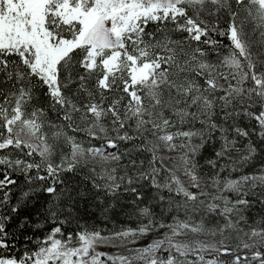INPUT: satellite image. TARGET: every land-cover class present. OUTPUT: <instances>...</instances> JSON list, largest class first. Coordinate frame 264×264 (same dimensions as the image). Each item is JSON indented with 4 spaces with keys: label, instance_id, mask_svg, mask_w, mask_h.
<instances>
[{
    "label": "snow or ice",
    "instance_id": "snow-or-ice-1",
    "mask_svg": "<svg viewBox=\"0 0 264 264\" xmlns=\"http://www.w3.org/2000/svg\"><path fill=\"white\" fill-rule=\"evenodd\" d=\"M233 0H0V84L10 85V90L0 88L4 96L0 102V153L5 150H18L25 156L34 154L39 162L24 159H12L0 155V165L22 174L31 184L33 180L51 179L50 186L24 190L11 212L19 214L22 207L36 192L42 191L53 198L46 214L53 223L64 211L61 206L63 192H58L55 184L62 171L71 172L89 157L104 164L122 159V154L106 152L102 147H87L77 143L73 137H66L71 144V157L65 156L59 164H53L51 157L54 149L48 143L43 132V109L34 108L27 113L26 106L33 99L37 86L46 88L54 111L60 113V119L73 131H85L92 139H100L107 148L116 149V141H131L137 138L142 145L136 146L151 152L149 168L136 174L138 180L150 181L151 186L159 191L167 189L183 196L179 207L186 212L219 213L233 227L231 216L243 219V211L251 205L248 196H256L264 204V162L260 167L237 178H231L232 172H242L254 163L264 149V71L258 70L253 58L250 43L242 23H237L238 13L232 10ZM238 7L245 6L246 0H234ZM212 5L210 10L206 5ZM248 15L257 25L264 28V0H247ZM193 14H189V11ZM226 12L230 18L228 27L221 28L220 13ZM202 13L215 17V21L204 19ZM149 23L158 25L157 37L146 32ZM174 25L172 29L182 34V39H174L160 25ZM229 42L228 54L217 63H210L208 49L217 50L221 40ZM193 42L195 46H193ZM81 59L76 61V54ZM74 62L83 69L79 75L78 92H86L89 103L83 108L65 94V89L75 83L72 76ZM227 69V71H224ZM67 72V75L63 73ZM95 77V88L100 101L93 99V92L87 87V81ZM197 78H203V85ZM124 95L113 98L104 107L108 99L105 93L120 91ZM167 92V95H165ZM147 101V103H146ZM58 106V107H57ZM80 112V119L87 121L81 129L74 123V113ZM171 113V116L166 113ZM110 117V126L104 121ZM246 117L255 121L252 129L246 130L238 121ZM197 125H199L197 127ZM136 133L133 136L128 129ZM111 133H115L112 136ZM63 135V131L53 134L54 138ZM255 135L262 143L257 144L251 137ZM151 137V138H150ZM241 138L248 142L240 146ZM217 143L219 144L216 147ZM212 145L215 158L207 164L218 169L207 180L198 172L197 156L207 146ZM161 145L167 151H179L177 167L190 179L188 187L174 174L158 181L161 171L156 167V152ZM27 150V151H25ZM171 159V158H169ZM225 163H219V161ZM136 161L132 160L135 167ZM143 161H141V167ZM47 177L40 175L41 168ZM36 169L35 177L30 175ZM230 170L227 177L221 173ZM116 168L105 170L107 180L104 185L109 195H116L120 183L114 175ZM171 173V170H169ZM125 177H120L123 181ZM133 176H127L128 191L135 194L137 200L143 197L136 187ZM17 181L8 171L0 179V208L11 203L10 185ZM99 189V184H94ZM211 187L214 192H208ZM234 194L233 200L229 195ZM68 200H73L71 193ZM163 200V196L160 197ZM219 202V203H218ZM139 216L147 218L137 229H126L111 236H104L99 231L69 233L66 239L57 238L60 227H54L41 242L38 250L22 257L0 256V264H194L186 259L190 246L173 243L172 237L181 235L182 230L193 233L203 232V224L192 225L178 221L167 225L171 235L155 240L146 247L129 249L130 256L108 255L97 251L99 245L119 240L121 244H135L140 237L147 235L157 224L148 208L139 209ZM11 216L0 215V249H9V234L5 221ZM66 220L60 223H66ZM27 218L20 223L23 228ZM34 227L39 228L40 224ZM214 234V233H213ZM249 239L259 237L264 241V230L253 229ZM76 243L77 246H71ZM167 244V248H164ZM264 244L243 243L242 248L252 251ZM164 248L169 252L167 259L157 255ZM201 250H218L214 245L200 246ZM193 252L196 249H191ZM222 254H231L226 247L219 249ZM102 257L104 259H102ZM203 262L204 257L198 256ZM250 264L249 257L236 256L233 264ZM251 261L264 264V253L252 251ZM207 264H217L209 260Z\"/></svg>",
    "mask_w": 264,
    "mask_h": 264
},
{
    "label": "trees",
    "instance_id": "trees-1",
    "mask_svg": "<svg viewBox=\"0 0 264 264\" xmlns=\"http://www.w3.org/2000/svg\"><path fill=\"white\" fill-rule=\"evenodd\" d=\"M228 23L229 20L226 17L220 16L219 24L221 28L226 29ZM157 27V25L149 24L145 31L154 33L159 37L161 33L157 31ZM167 27L162 26L161 28H164L165 32L168 35L173 36V38L180 37V33H176L171 28ZM216 38L221 40L222 45L217 50H211L206 46L201 45V47L205 48V51L207 52L206 59L209 62H215L226 51V49H229V42L226 37ZM193 46H195L194 42ZM79 59H81V54L77 53L76 61ZM81 74H83V69L79 67L78 63L74 62L72 76L76 82L70 84L64 91L65 94L77 103L78 106L83 108V106L90 101L86 92L77 91L79 88L78 77ZM63 75L66 76L67 72L63 73ZM87 87L93 92V99L98 101L100 95L95 88V77L87 81ZM0 88L4 89L6 93L10 90V85L0 84ZM105 95L108 98L106 103L111 102V92H107ZM119 96L121 95L116 94L117 98ZM3 99L4 96L0 95V102H2ZM34 108L44 110V114L41 117L44 121L43 132L48 138V143L53 146V156H57L61 150L65 152L66 156L69 155L70 145L66 139V137L69 136L73 137L75 140L86 142V146H88L87 142H90L88 147H101L106 145L103 140L92 139L85 131H73L71 128H67L65 122L60 119V113L53 110L50 98L46 95V88L37 86L34 89L33 99L30 104L26 106L27 113L30 114ZM80 116V112L74 113V123L83 129L81 126V122L83 121L80 119ZM238 123L241 127L249 131L255 126V121H250L246 117H241ZM57 131H63V135L59 138H54L53 134ZM251 139L257 144L262 143L255 135H253ZM241 142L246 143L248 141L241 138ZM116 143L118 145L117 153L122 154V158H142L148 162L151 159L145 155V151H143L142 148L136 147L142 145L141 141L117 140ZM214 154L213 146L209 144L201 151L199 160L201 163L207 162L209 159L215 158ZM0 155L10 156L12 159L20 158L26 161H40L38 155L34 154L32 157H28L14 149L5 150L3 153H0ZM262 162H264V149H262L257 159L248 170L254 172V169L257 167L259 168ZM93 170L94 169L88 164L80 163L73 171H62L59 174V179L55 184V187L58 192L64 193V196L61 198V206L64 211L59 213L56 222L53 223L50 216L46 214L49 205L54 202L53 198L42 191L36 192L28 202L27 207L21 208L19 214H13L11 212L12 204L16 203V200L22 191L35 188L37 185L41 188L50 186L52 183L51 179L49 178L43 181L34 179L33 182L29 184L22 174L0 165V179H3L4 172L8 171L11 178L17 181L15 185L9 186L12 193L11 203L0 208V215H8L12 217L10 221H5L6 230L9 234L10 247L7 250L0 249V256H14L20 258L25 252L32 253L38 250L41 246V242L54 227H60L62 231L61 234L58 235L61 238H67L69 233L75 236L77 232L85 230L89 231L90 229H105L116 232L115 230H118L124 222L136 220L135 212L140 206L148 208L152 214L157 216L163 214L162 210H164V205L156 203L154 192H156L157 189L151 186L150 181L145 180L141 183H135V185L132 186L136 187L141 193L143 197L141 200H137L134 193L128 191V188L123 187L117 189L116 195H109L104 188V182L97 178ZM39 174L47 177V172L44 167L41 168ZM30 175L35 177L37 175L36 169H32ZM94 184H99L101 187L97 189L94 187ZM69 193L72 194L73 200H68L67 197ZM2 195L3 193L0 192V196ZM247 199L251 201V205L243 211V223H239V227L244 225L248 226V224H258L261 229L264 230V204H261L259 198L256 196H248ZM25 217L27 218V223L21 228L19 225ZM62 220H66L67 222L60 223ZM35 224H40V227H34ZM167 247L168 246H165L164 248ZM164 248L159 251V258L161 259H167L169 256V252L165 251ZM171 254L177 256L173 250H171ZM106 264L111 263L107 262Z\"/></svg>",
    "mask_w": 264,
    "mask_h": 264
},
{
    "label": "rangeland",
    "instance_id": "rangeland-1",
    "mask_svg": "<svg viewBox=\"0 0 264 264\" xmlns=\"http://www.w3.org/2000/svg\"><path fill=\"white\" fill-rule=\"evenodd\" d=\"M211 8L212 5L210 4L206 5V9L210 10ZM232 10L239 14L237 17V23L238 24L242 23L244 26V31L246 33L245 39L251 45V51L253 53L254 60L258 64V70L264 71V28L259 27L257 25V22L248 15L247 0L245 6L243 7H238L233 0ZM189 14L190 15L193 14L191 10L189 11ZM202 15L206 20L209 21L215 20V17L209 16L206 13H202ZM220 16L226 17L230 21V18L226 12H221ZM149 24L157 25L155 23H149ZM162 26L165 25H160V27ZM165 27L173 29L174 25L168 23ZM174 39H182V34L180 33V37H174ZM228 51L229 49H226V51L215 62H210V63L213 64L219 63L223 59V56L228 54ZM224 71H227V69H224ZM197 79L199 80V83L203 85V78H197ZM119 87L121 89L120 91H110L112 94L111 96L112 99L117 98L116 94L124 95L122 92V85H120ZM165 95H167V92H165ZM99 101L100 99L98 98V101L96 102ZM109 103H106L105 101L103 106L107 107ZM166 115L171 116V113L170 112L166 113ZM110 120L111 118L108 117L105 119L104 122L110 126ZM86 123L87 121L81 122V126L83 129L85 128ZM198 126L199 125H197V127ZM128 131L131 135L136 136V133L133 131L132 128H129ZM111 135L115 136V133H111ZM75 141L83 145L85 148H87L90 145L89 144L90 142H87L88 146H86V142L80 140H75ZM133 141L135 142L141 141V143H143L142 140L139 138ZM246 143L240 142V146L243 147V145ZM69 145H70L69 148L70 151L67 157H69L70 159L71 144L69 143ZM218 146L219 144L217 143L216 147ZM101 147L104 148L106 152L117 153L118 150V148L116 149L107 148L106 145ZM64 155L66 156L65 152L61 150L57 156H52L51 160L53 164H59L62 158L65 157ZM145 155L150 158L152 157L151 152L145 151ZM180 155L181 153L179 151H167L161 145L160 149L156 152V156H157L156 167L161 169L157 177L158 181L160 183H163L166 177H169L170 174L174 173L179 178V180L185 185V187L189 188V191L197 192V189L190 187V179L186 175H184L183 169L177 167L178 158ZM199 155L196 158L199 164L198 172L201 176L205 178V180H207L218 169H212L211 166L207 164V162L201 163L199 160ZM132 160L136 161L135 167L132 166ZM141 161H143L142 167H141ZM80 163H85L88 164L90 167H92L94 169L93 171L96 174L97 178L100 181L104 182V184L106 183L107 180L106 176L104 175L105 170L110 171L113 167L116 168V172L114 173V175L117 177V182L120 183V187L123 188L129 187V185L127 184V176H133L134 180H136L135 183H141L145 181V180H138L136 174L140 171L149 168L148 161L142 158L135 159L131 157L122 158L118 164L116 162H110L109 164H104L103 162L100 161H93L90 157L85 161H81ZM219 163H225V161L221 160L219 161ZM250 167L251 165L245 167L242 172H232L231 178H237L242 174L252 173L248 170L250 169ZM257 169L258 167L255 168L254 171H256ZM169 170H171V173L169 172ZM229 174H230V170H226L225 172L221 173V177L222 178L227 177L229 176ZM122 176L125 177L123 181L120 180V177ZM135 183L133 185H135ZM133 185H131V187ZM207 191L214 192V189L209 187ZM154 193L156 197L155 198L156 203L164 205V210H162L163 214L161 216L152 214V218L157 222V224L163 223L164 225H166L165 227L154 228L147 235L140 237L135 244H131V243L121 244L119 240H115L112 243H105L99 245L96 250L107 253L108 255L130 256L133 253L130 252L129 249L143 248L155 240L164 239L165 234L171 235V230L169 227H167V225H174L176 222L181 221V222H188L192 225H197L202 223L205 228V231L193 233L191 231L182 230L181 235L172 237L173 243L187 244L190 246V250L188 251L186 257H179V255L175 252V249H172L173 252L177 255L178 259H186L188 261L194 262V264H207V261L209 260H216L217 264H233V261L235 260L236 256H240V257L248 256L250 264H258V262L256 261H251L252 251L259 250L262 253H264V247H260L259 249L253 248L252 251L242 248V244L245 242L249 244H252L254 242L259 244H264V241H260L259 237H254L252 239H249L248 236L246 235V233L250 234L253 229L262 230L258 224H248V226L244 225L239 227V223L242 222V219H240L236 215H232L231 221L234 226L229 227L228 220L225 219V217L220 215L219 213H204V212H190V211L186 212L184 208L178 206L179 204L183 203L184 200L183 196H177L175 192L169 193L167 189H163L159 192L158 190H156V192ZM226 195H229L230 198L233 200L236 199L234 194L229 193ZM161 196H163L164 198L163 200L160 199ZM142 208L145 207L140 206L136 210L135 212L136 220H132L130 222L128 221L124 222V224H122L118 228V230L115 231L119 232L126 229H137L142 223H147L148 222L147 218L139 216L138 210ZM89 231H99L104 236H111L113 233H116L111 230H105V229H90ZM57 238L66 239V238H61L59 235L57 236ZM201 245L204 246L214 245L215 248L218 250H211V249L201 250L200 249ZM71 246L75 247L77 246V244L73 243ZM165 246H167V244H165ZM222 247H226L231 254H222L221 251H219V249H221ZM191 249H196L197 251L193 252ZM157 255L159 256V252ZM200 255L204 257L203 262L198 260V256ZM102 259L104 258L102 257ZM107 262L112 264L111 261H107ZM133 264H143V262L136 261L133 262Z\"/></svg>",
    "mask_w": 264,
    "mask_h": 264
}]
</instances>
